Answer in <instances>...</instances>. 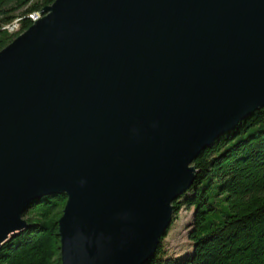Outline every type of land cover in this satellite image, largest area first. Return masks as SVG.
I'll return each mask as SVG.
<instances>
[{
    "label": "water",
    "instance_id": "obj_1",
    "mask_svg": "<svg viewBox=\"0 0 264 264\" xmlns=\"http://www.w3.org/2000/svg\"><path fill=\"white\" fill-rule=\"evenodd\" d=\"M0 51V249L64 195L60 264H146L194 160L264 108V0H54Z\"/></svg>",
    "mask_w": 264,
    "mask_h": 264
},
{
    "label": "trees",
    "instance_id": "obj_2",
    "mask_svg": "<svg viewBox=\"0 0 264 264\" xmlns=\"http://www.w3.org/2000/svg\"><path fill=\"white\" fill-rule=\"evenodd\" d=\"M54 0H0V51L31 25L30 16ZM19 19L20 28L4 27ZM195 180L173 205L192 210L191 249L174 257L161 238L146 264H264V108L215 141L192 164ZM64 195L32 206L24 215L29 228L0 249V264H60L58 220ZM171 226V225H170Z\"/></svg>",
    "mask_w": 264,
    "mask_h": 264
},
{
    "label": "rangeland",
    "instance_id": "obj_3",
    "mask_svg": "<svg viewBox=\"0 0 264 264\" xmlns=\"http://www.w3.org/2000/svg\"><path fill=\"white\" fill-rule=\"evenodd\" d=\"M192 210L180 209L177 218L169 228L167 237L163 241V247L169 255L179 257L191 249V243L188 240L190 230Z\"/></svg>",
    "mask_w": 264,
    "mask_h": 264
},
{
    "label": "built area",
    "instance_id": "obj_4",
    "mask_svg": "<svg viewBox=\"0 0 264 264\" xmlns=\"http://www.w3.org/2000/svg\"><path fill=\"white\" fill-rule=\"evenodd\" d=\"M39 13L40 12L34 13L29 17L32 24L41 18V15ZM19 28H20V22L19 19H16L10 24L6 25L4 27V30H6L8 33H16L18 32Z\"/></svg>",
    "mask_w": 264,
    "mask_h": 264
}]
</instances>
